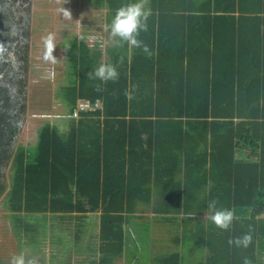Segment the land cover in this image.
<instances>
[{"label": "trees", "instance_id": "obj_1", "mask_svg": "<svg viewBox=\"0 0 264 264\" xmlns=\"http://www.w3.org/2000/svg\"><path fill=\"white\" fill-rule=\"evenodd\" d=\"M95 1L107 7L108 22L130 2ZM146 7L148 29L138 39L150 54L114 42L102 62L85 41L67 43L74 80L62 100L75 115L67 130L46 121L34 147L14 150L22 118L0 113V194L11 159L3 203L13 213L100 211L103 264L122 254L124 224L146 218L136 213L150 207L160 214L153 222L176 231L155 261L181 264L180 243L192 241L208 248L210 264H264V0H146ZM101 63L115 66L118 78H90ZM0 96L11 105L6 91ZM97 100L99 107L77 110ZM212 200L235 211L228 230L209 221ZM245 234L248 247L228 243Z\"/></svg>", "mask_w": 264, "mask_h": 264}, {"label": "rangeland", "instance_id": "obj_2", "mask_svg": "<svg viewBox=\"0 0 264 264\" xmlns=\"http://www.w3.org/2000/svg\"><path fill=\"white\" fill-rule=\"evenodd\" d=\"M5 3L8 10L4 19L5 36L15 51L12 53L8 51L9 45L5 44L4 51L0 53V60L3 59L0 65L5 67L6 72L4 74L0 72V75L4 78H8V75L14 76L13 83L9 82L15 98L12 103L14 108L20 107L15 112L19 119L22 118L18 123V137L12 145L15 150L20 143L34 147L38 140L37 132L46 121L58 124L59 130L65 131L70 126L68 117L75 116L69 115L62 100L64 86L74 80L73 68L66 60L67 43L73 41L75 37L85 41L92 51L101 52L100 60L104 62L108 58V48L114 45V38L109 32L104 31V25L108 23L106 21L108 9L98 6L95 0L66 2L64 8L70 12L71 17L60 11L63 8L59 4L60 0H6ZM64 4L65 2L61 5ZM49 36L54 37V48L47 45ZM79 103L77 110H82ZM77 110L75 109L76 113ZM10 163L11 159L4 172L7 181L5 192L10 184L8 169ZM2 198L1 196L0 264H12L13 258L21 253L25 255L26 261L34 259L36 264H57V255L69 261L73 247L81 248L79 243L84 240L80 242V237L86 235V227H89V245L97 246L99 241L96 231V227L99 226L97 216L81 218L75 214L60 215L50 212L13 213L7 210ZM148 211L150 209L144 211L141 209L140 212ZM147 219L150 218H142V222L150 226V220ZM159 223L153 222L155 227L151 228L153 230L151 249L150 232L145 226L141 227L142 230L136 228L135 233H131L133 236L128 237L130 241L126 240V243L137 242L135 248L138 255L131 257L128 264H148L147 260L152 264H158L155 258L156 252L158 254L160 252L161 243L166 242L169 235L176 233L174 228L162 227ZM175 225L174 223V227ZM75 235H78L79 239H76ZM170 243L176 246L173 238ZM188 244L195 248L192 241ZM133 247L134 244H130V248ZM125 249H128L127 246ZM162 249L166 251L165 246ZM10 250L13 252L6 254ZM3 251L5 255H2ZM205 251L203 254H207V247Z\"/></svg>", "mask_w": 264, "mask_h": 264}, {"label": "clouds", "instance_id": "obj_3", "mask_svg": "<svg viewBox=\"0 0 264 264\" xmlns=\"http://www.w3.org/2000/svg\"><path fill=\"white\" fill-rule=\"evenodd\" d=\"M60 11L65 16L71 17L70 12L64 7L61 8ZM150 15L151 10L146 7V0H130V2L124 3L116 9L110 22L104 25V31L111 34L117 46L126 42L130 47L142 48L145 53L150 54L148 47L138 39L141 32L147 31V21ZM46 42L49 48H54V37L49 36ZM3 51V45H0V53ZM90 78L99 79L101 82H107L118 78V72L116 67L112 64L101 63L90 73ZM207 209L210 213L208 217L209 221L221 230H228L233 220L236 219L233 209L218 208L216 200L210 201L207 205ZM251 241V235L245 234L242 237L229 240L228 243L234 244L237 247L246 248ZM12 264H36V261L34 259L26 261L25 255L21 253L13 258ZM244 264H251V262L245 259Z\"/></svg>", "mask_w": 264, "mask_h": 264}, {"label": "crops", "instance_id": "obj_4", "mask_svg": "<svg viewBox=\"0 0 264 264\" xmlns=\"http://www.w3.org/2000/svg\"><path fill=\"white\" fill-rule=\"evenodd\" d=\"M97 15H99V14H97ZM148 209H150V211H148V213H145V212L142 213V212H140L141 209H138L136 215H145L146 217L150 218V219H147V220H150V222H149V223H151L150 226H148V224H144V222H142L141 218L132 217L129 220V222L124 224V229L126 230V232H125L126 233V240H128L129 239L128 237H132L133 236V234H131V233H135L134 230L136 228H139V229L142 230L143 228H141V227L145 226V229H148L149 232H150V244H149V247L151 249L153 247L152 243H151V239L153 238V236H152L153 230H151V228L155 227V225L153 224V218L154 217H158V215H160V214L155 212L151 207L148 208ZM142 211H144V210H142ZM92 215L93 216H97L98 217L97 222H99V226L97 225L98 227H96L97 238L99 240L98 243H97V246L95 247V245H93V244L91 246L89 245V241H88L89 227H86L85 228V230H86L85 234L86 235H84V237H82V238L80 237V242L84 240L82 243H79L81 248L77 249V246H75V248L73 247V250L71 251V256H70L71 260H69V261H65L62 256L57 255V264H103V263H101V255H102V253H101V250H100V243H101L100 242V232H99V230H100V228H99L100 227V219H99L100 218L99 217L100 216V211L90 212V213H88L86 215V217H88V216L91 217ZM81 218H85V217H81ZM80 222H82V221H80ZM74 226H77V225H74ZM78 237H79L78 235L77 236L75 235L76 239H79ZM129 241H130V239H129ZM173 241H174V243H176L175 240H173ZM168 242L169 241L161 243L159 254H164L168 250V247H166ZM132 243L134 244V247L131 249L130 248V244H132ZM136 243L135 242L126 243V241H125V243H124L125 245H124V249H123L122 254L119 255V256H116L113 259L111 264H128V262L130 261L131 257L138 255V251L135 248ZM176 245H177V243H176ZM201 245H202V243H201ZM93 246H94L95 249H93ZM126 246L128 248L127 250L125 249ZM163 246H165L166 251H164L162 249ZM173 247L175 248L177 246H173ZM137 248H138V245H137ZM180 251L183 252V256H184L183 257V262L181 261L182 264H210L208 259H207L208 255L205 254V253L203 254L205 249L201 250L199 248V246H197L195 248H192L191 245L182 242V243H180ZM184 252H186V255H184ZM157 255H158V253L156 252V256ZM146 259H147V256H146ZM147 263L148 264H152L148 260H147ZM104 264H108V262L104 263ZM158 264H163V263L158 261Z\"/></svg>", "mask_w": 264, "mask_h": 264}, {"label": "flooded vegetation", "instance_id": "obj_5", "mask_svg": "<svg viewBox=\"0 0 264 264\" xmlns=\"http://www.w3.org/2000/svg\"><path fill=\"white\" fill-rule=\"evenodd\" d=\"M6 0H0V45H3V48H5V44L6 45H9V48H8V51H11L14 52L15 51V48L13 47V45L11 44V42L9 41L8 38H6L5 34H6V31H5V26H4V19L6 17V14H7V9H6V6L7 4L5 3ZM14 58V57H13ZM3 61L0 60V63ZM3 65H0V72L1 73H5L6 72V69L5 67H2ZM15 68V67H14ZM2 69V71H1ZM14 75V73H13ZM2 75H0V91H6L7 95H9L11 97V99L9 100V102L11 103V105H8L3 107L1 104H0V113H3L7 108L8 109H12L13 111H16L17 109L19 110L20 107L18 108H14V105L12 103V100H14L15 98L13 97L14 96V93L11 91V88L9 87V82L13 83V80H14V76L12 77H9L8 75V78H4V77H1ZM2 88V90H1ZM1 97V96H0ZM8 166V165H7ZM6 166V168H7ZM10 167V166H9ZM5 168V169H6ZM5 169H4V172H5ZM9 169V168H8ZM1 177V175H0ZM4 183H6V179H5V176H4ZM6 188H7V183H6ZM5 188V189H6ZM5 189L4 191L0 194V197H4L6 192H5ZM3 199V198H2Z\"/></svg>", "mask_w": 264, "mask_h": 264}, {"label": "built area", "instance_id": "obj_6", "mask_svg": "<svg viewBox=\"0 0 264 264\" xmlns=\"http://www.w3.org/2000/svg\"><path fill=\"white\" fill-rule=\"evenodd\" d=\"M99 106H100L99 100H97L92 107L90 106L88 102L82 101L79 103V108L82 110H87L88 108L94 109L95 107H99Z\"/></svg>", "mask_w": 264, "mask_h": 264}]
</instances>
